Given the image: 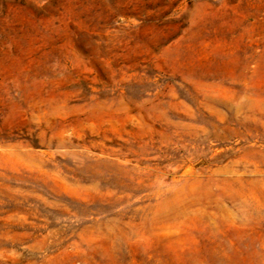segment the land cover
<instances>
[{
	"label": "rangeland",
	"instance_id": "374dc122",
	"mask_svg": "<svg viewBox=\"0 0 264 264\" xmlns=\"http://www.w3.org/2000/svg\"><path fill=\"white\" fill-rule=\"evenodd\" d=\"M0 264H264V0H0Z\"/></svg>",
	"mask_w": 264,
	"mask_h": 264
}]
</instances>
